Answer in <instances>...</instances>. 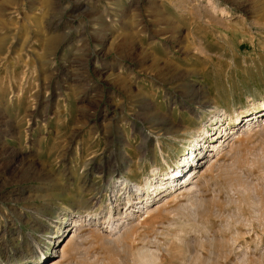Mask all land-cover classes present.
Wrapping results in <instances>:
<instances>
[{"label":"rangeland","instance_id":"rangeland-1","mask_svg":"<svg viewBox=\"0 0 264 264\" xmlns=\"http://www.w3.org/2000/svg\"><path fill=\"white\" fill-rule=\"evenodd\" d=\"M262 103L264 0H0V264H264Z\"/></svg>","mask_w":264,"mask_h":264},{"label":"bare ground","instance_id":"bare-ground-1","mask_svg":"<svg viewBox=\"0 0 264 264\" xmlns=\"http://www.w3.org/2000/svg\"><path fill=\"white\" fill-rule=\"evenodd\" d=\"M9 2L10 1H13V0H8ZM261 106H263V108H261V110H255V111H253V112H251V113H249V114H247V115H245V116H238V118H237V120H236V122H234V124H233V126H228V127H224V128H226V132H227V135H229L230 133H233V131H232V129H233V127L235 126V125H238V124H240L241 123V121L242 120H240L241 119V117H245L246 119H252L253 121L254 120H256V119H253V118H257L258 116H262V115H264L263 114V112H264V103H262L259 107H261ZM261 114H260V113ZM238 120H240V122L238 121ZM237 121H238V124H237ZM252 121H250L249 123L250 124H252L251 123ZM250 124H248V125H250ZM235 128V127H234ZM221 129H223V128H221ZM230 129V130H229ZM223 131L221 130V133L219 132H215V135L213 136L210 132H209V130L207 129H204L203 131H201V132H199L198 134H196L195 136H194V138H193V140H192V142H194L193 144L191 143L190 145H191V148H190V153H189V155L186 157V160H190V158L191 159H193L194 157L193 156H195V153H197L196 154V156L195 157H197V163H198V166L202 163V162H204V159H205V157L207 156V154H208V151L210 150V151H213V150H216L219 146H220V144H218L219 142H220V140H222V138H223V136H225L224 135V133H222ZM203 142L204 144H200V145H197L199 142ZM211 142V143H210ZM222 142H224L223 140H222ZM204 145V146H203ZM211 147V149H207V148H210ZM184 161V160H183ZM187 163H190V161H187ZM184 165V164H183ZM187 166V165H186ZM197 166V167H198ZM194 167V166H193ZM179 169H174V170H172V171H170L169 173H167V174H165V177L163 178V181H161L160 183H151L148 187H147V189L148 190H152V193L151 194H154V195H158V194H160L161 192H166V191H168V190H171L172 188H174V187H176L178 184H180V182L179 181H177L178 179V177L176 178V175L177 174H180L181 172H185V168H182L181 169V167L179 166L178 167ZM181 176H182V174H181ZM185 176H186V174H185ZM175 179H177V180H175ZM191 177L190 176H188V177H186V178H183V180H184V182H185V186L184 187H189V183L191 182ZM162 180V179H161ZM180 180V179H179ZM181 181V180H180ZM183 182V181H182ZM188 185V186H187ZM153 188V189H152ZM183 188V187H182ZM151 196V195H150ZM150 196L149 197H147L146 198V200L147 201H149V199L148 198H150ZM151 199H152V197H151ZM54 217V216H53ZM55 217H57V216H55ZM58 219L56 218L55 220H52L51 221V223H50V225H49V230L45 233V235L47 236L46 237V240H48V239H53V243L55 244L56 243V238H58L59 237V234H55L57 231L56 230H59L60 229V226L59 225H57V223H58ZM62 228V227H61ZM55 229V230H54ZM51 241V240H50ZM49 248V247H48ZM40 255H46L45 254V252L44 251H41V253H40ZM40 257V256H39ZM38 258V257H37ZM43 259V258H42ZM13 264H18V263H13Z\"/></svg>","mask_w":264,"mask_h":264}]
</instances>
